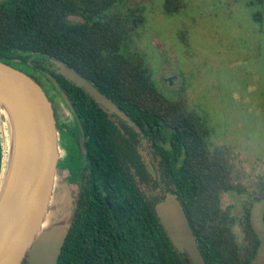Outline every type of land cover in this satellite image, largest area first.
Returning <instances> with one entry per match:
<instances>
[{
  "label": "trees",
  "instance_id": "obj_1",
  "mask_svg": "<svg viewBox=\"0 0 264 264\" xmlns=\"http://www.w3.org/2000/svg\"><path fill=\"white\" fill-rule=\"evenodd\" d=\"M248 1L260 6L253 18L264 19V0ZM118 2L0 0V59L48 72L42 78L66 93L83 132L85 155L76 137L79 164L72 173L83 167L85 181L57 264H192L174 248L155 214L153 205L163 194L148 195L144 187L150 184L137 145L145 137L157 146L152 167L165 182L157 186L177 194L206 264H254L260 238L249 214L239 243L233 219L221 207L220 193L233 188L228 158L210 148L205 119L184 100L165 96L145 61L122 51L144 17L141 6L118 10ZM181 7V0H163L167 13ZM49 58L89 80L140 133L68 80ZM1 150L0 137V167ZM261 219L264 224V210Z\"/></svg>",
  "mask_w": 264,
  "mask_h": 264
},
{
  "label": "rangeland",
  "instance_id": "obj_2",
  "mask_svg": "<svg viewBox=\"0 0 264 264\" xmlns=\"http://www.w3.org/2000/svg\"><path fill=\"white\" fill-rule=\"evenodd\" d=\"M182 7L167 13L163 0H121L118 10L141 6L144 21L123 46L125 53L140 56L161 92L184 100L187 109L201 115L209 127V146L219 148L231 164L233 188L220 193L221 207L233 219L232 231L243 242V220L249 214L260 238L253 261L264 262V19H254L260 6L248 0H181ZM47 61L41 55L33 56ZM49 69H56L48 65ZM48 73V72H46ZM58 114L59 164L49 201L50 226L61 218L49 214L61 208L71 218L80 181L75 118L50 80L42 78ZM53 107V106H52ZM54 110V108H53ZM55 114V111H54ZM56 118V116H55ZM3 122L5 118L2 116ZM145 171L150 172L148 195L157 196L153 162L139 147ZM162 184H165L163 181ZM68 206V207H67ZM71 216V217H70Z\"/></svg>",
  "mask_w": 264,
  "mask_h": 264
},
{
  "label": "water",
  "instance_id": "obj_3",
  "mask_svg": "<svg viewBox=\"0 0 264 264\" xmlns=\"http://www.w3.org/2000/svg\"><path fill=\"white\" fill-rule=\"evenodd\" d=\"M48 60L99 105L140 133V128L126 112L89 80L60 60ZM53 84L76 120L80 148L85 155L83 132L74 108L66 93L54 81ZM0 107L8 117L10 141L2 178L4 122L0 116V264H21L23 261L25 264H57L72 217H63L50 226L43 225L56 173L62 170L52 103L30 74L0 59ZM146 144L144 138L143 145ZM153 208L174 248L185 253L192 264H206L177 194L165 191Z\"/></svg>",
  "mask_w": 264,
  "mask_h": 264
},
{
  "label": "flooded vegetation",
  "instance_id": "obj_4",
  "mask_svg": "<svg viewBox=\"0 0 264 264\" xmlns=\"http://www.w3.org/2000/svg\"><path fill=\"white\" fill-rule=\"evenodd\" d=\"M18 68H20L21 70H23V71H25L26 73H28V74H30L40 85H41V87L43 88V90H44V92L46 93V95L48 96V98H49V100L51 101V103H52V106H53V108H54V111H55V116H56V119L58 118V114H57V112H56V109H55V104H54V101H53V99H52V96H51V94L49 93V90H48V86L47 85H45L44 83H43V80H42V77L43 76H45L47 73H44V72H41V71H43L41 68H39V67H37V66H35V65H26V64H23V63H21L20 65H18ZM108 111V110H107ZM109 112V111H108ZM110 114H114V113H111V112H109ZM116 115V114H115ZM110 118H112V119H114V117H112L111 115L109 116ZM118 117V116H117ZM128 125V124H127ZM131 127V126H130ZM138 133V132H137ZM140 136L142 137L143 136V134L141 135L140 134ZM79 138V137H78ZM148 138V139H147ZM143 139L144 138H141L140 139V145H137V150H138V154L140 155V157H141V160H143L142 159V156H141V153H140V150H139V147L141 148V149H143V150H145V151H147V153L149 154V155H154L155 153H158V151H157V146H155L154 144H153V141L150 139V137H145V139H146V141L148 140V142H147V144H146V146H144V145H142L141 146V143L143 142ZM79 146H80V142H79ZM81 149V148H80ZM82 152V151H81ZM152 159H153V157H152ZM82 163H83V161H82ZM157 169L159 168V167H156ZM82 169H83V167L79 170L81 173H79L80 175L82 174ZM153 171L156 173V175H157V179L159 180V182L161 181V183L163 182V180L161 179V177H160V175L153 169ZM147 173V181H148V183L150 184V172L149 171H147L146 172ZM81 177H82V175H81ZM82 181H80L79 183H80V188H81V183ZM162 186H164V184H161ZM145 186H147V185H144V187ZM156 188H158V189H160L158 186L156 187L155 186V189ZM80 190L81 189H79V191H78V194L80 193ZM163 190V188L161 189V191ZM147 191V190H146ZM156 191H157V189H156ZM155 191V192H156ZM164 192H165V190L162 192V193H160V194H164ZM78 194H77V197H76V200H77V198H78ZM157 194H159V192L157 193Z\"/></svg>",
  "mask_w": 264,
  "mask_h": 264
},
{
  "label": "bare ground",
  "instance_id": "obj_5",
  "mask_svg": "<svg viewBox=\"0 0 264 264\" xmlns=\"http://www.w3.org/2000/svg\"><path fill=\"white\" fill-rule=\"evenodd\" d=\"M0 116H3L5 118L4 123H2L4 142H3V171H2L1 177L3 178L4 177V172H5V167H6L8 156H9L10 141H9V138H8L9 137V133H8V117L6 116L5 110L3 108H1V107H0ZM61 209L57 213L49 214V217H51V218L54 217V219H56V218H61L62 219L61 214H63V212H62Z\"/></svg>",
  "mask_w": 264,
  "mask_h": 264
}]
</instances>
